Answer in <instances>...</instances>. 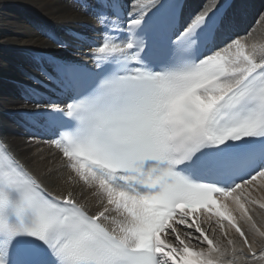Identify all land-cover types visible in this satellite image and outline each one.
Segmentation results:
<instances>
[{"label": "snow or ice", "instance_id": "6c2138e0", "mask_svg": "<svg viewBox=\"0 0 264 264\" xmlns=\"http://www.w3.org/2000/svg\"><path fill=\"white\" fill-rule=\"evenodd\" d=\"M73 2L97 36L41 28L14 112L49 165L0 131V264H264V39L222 0Z\"/></svg>", "mask_w": 264, "mask_h": 264}, {"label": "bare ground", "instance_id": "6f19581e", "mask_svg": "<svg viewBox=\"0 0 264 264\" xmlns=\"http://www.w3.org/2000/svg\"><path fill=\"white\" fill-rule=\"evenodd\" d=\"M189 2L195 6L199 0ZM236 4L239 30L252 28L256 40L264 39V0H238ZM94 24L93 17L80 11L73 0H0V131L16 141L22 155L29 158L31 167L38 171L49 165L55 150L42 143L49 137L36 129L31 131L37 133V146L29 150L24 144L29 129L14 115L16 109L30 107L22 98L26 81L23 71L30 68L31 58L40 54L36 50L38 47H56L44 37L41 28L75 44L77 41L71 33L95 37ZM259 195L264 198V193ZM89 204L91 206L94 201L90 199ZM257 220L264 223V211L258 210Z\"/></svg>", "mask_w": 264, "mask_h": 264}, {"label": "rangeland", "instance_id": "374dc122", "mask_svg": "<svg viewBox=\"0 0 264 264\" xmlns=\"http://www.w3.org/2000/svg\"><path fill=\"white\" fill-rule=\"evenodd\" d=\"M262 11V10H261Z\"/></svg>", "mask_w": 264, "mask_h": 264}]
</instances>
